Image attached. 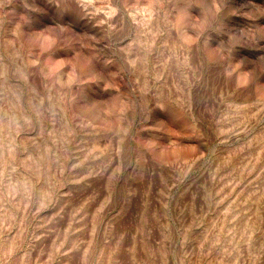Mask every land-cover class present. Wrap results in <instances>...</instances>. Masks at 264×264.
I'll return each instance as SVG.
<instances>
[{
    "label": "rangeland",
    "instance_id": "374dc122",
    "mask_svg": "<svg viewBox=\"0 0 264 264\" xmlns=\"http://www.w3.org/2000/svg\"><path fill=\"white\" fill-rule=\"evenodd\" d=\"M0 264H264V0H0Z\"/></svg>",
    "mask_w": 264,
    "mask_h": 264
}]
</instances>
